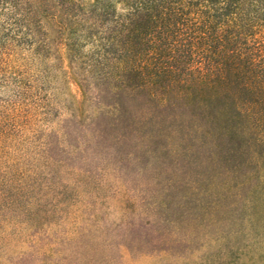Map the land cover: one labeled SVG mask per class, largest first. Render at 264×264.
I'll return each instance as SVG.
<instances>
[{"label": "rangeland", "instance_id": "374dc122", "mask_svg": "<svg viewBox=\"0 0 264 264\" xmlns=\"http://www.w3.org/2000/svg\"><path fill=\"white\" fill-rule=\"evenodd\" d=\"M48 34L0 54V264H264V126Z\"/></svg>", "mask_w": 264, "mask_h": 264}, {"label": "trees", "instance_id": "16d2710c", "mask_svg": "<svg viewBox=\"0 0 264 264\" xmlns=\"http://www.w3.org/2000/svg\"><path fill=\"white\" fill-rule=\"evenodd\" d=\"M0 22L1 55L47 48L49 27L76 34L93 46L84 64L99 79L231 96L264 126V0H0Z\"/></svg>", "mask_w": 264, "mask_h": 264}]
</instances>
